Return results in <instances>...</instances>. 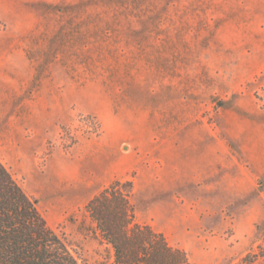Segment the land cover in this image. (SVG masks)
Masks as SVG:
<instances>
[{"label":"rangeland","instance_id":"374dc122","mask_svg":"<svg viewBox=\"0 0 264 264\" xmlns=\"http://www.w3.org/2000/svg\"><path fill=\"white\" fill-rule=\"evenodd\" d=\"M0 159L82 264L117 179L189 264H264V0H0Z\"/></svg>","mask_w":264,"mask_h":264},{"label":"trees","instance_id":"16d2710c","mask_svg":"<svg viewBox=\"0 0 264 264\" xmlns=\"http://www.w3.org/2000/svg\"><path fill=\"white\" fill-rule=\"evenodd\" d=\"M133 182L114 180L87 203L116 264H189L184 249L136 221ZM0 264H82L0 159Z\"/></svg>","mask_w":264,"mask_h":264}]
</instances>
